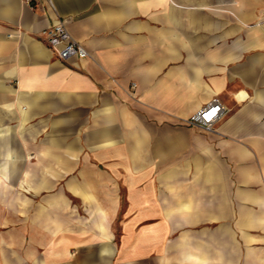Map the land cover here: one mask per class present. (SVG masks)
Listing matches in <instances>:
<instances>
[{
	"label": "crops",
	"instance_id": "1",
	"mask_svg": "<svg viewBox=\"0 0 264 264\" xmlns=\"http://www.w3.org/2000/svg\"><path fill=\"white\" fill-rule=\"evenodd\" d=\"M0 264H264V0H0Z\"/></svg>",
	"mask_w": 264,
	"mask_h": 264
},
{
	"label": "built area",
	"instance_id": "2",
	"mask_svg": "<svg viewBox=\"0 0 264 264\" xmlns=\"http://www.w3.org/2000/svg\"><path fill=\"white\" fill-rule=\"evenodd\" d=\"M49 5L54 10L50 1ZM41 36L44 38L50 50L61 61H67L72 57L85 58L88 56L83 45L74 40L69 34L67 21L58 15H56V19L52 25L41 31ZM226 112L219 100L213 99L208 105L188 119L186 123L189 126L209 131L213 123L225 115Z\"/></svg>",
	"mask_w": 264,
	"mask_h": 264
}]
</instances>
